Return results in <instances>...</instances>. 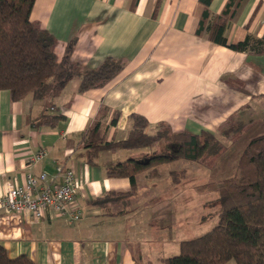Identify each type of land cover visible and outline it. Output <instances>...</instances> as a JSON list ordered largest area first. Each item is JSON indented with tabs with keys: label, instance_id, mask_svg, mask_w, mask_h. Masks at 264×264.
Instances as JSON below:
<instances>
[{
	"label": "crops",
	"instance_id": "1",
	"mask_svg": "<svg viewBox=\"0 0 264 264\" xmlns=\"http://www.w3.org/2000/svg\"><path fill=\"white\" fill-rule=\"evenodd\" d=\"M227 2L211 0L210 16L220 14ZM202 10L200 0L34 1L30 19L53 35L58 60L74 39L71 60L80 69L95 68L108 57L123 65L103 86L85 91L79 90L77 77L42 99L28 94L13 100L0 89V195L22 185L28 174L51 176L62 165L76 174L75 204L82 212L73 223L54 213L38 220L1 214L0 246L10 258L26 255L35 264H163L173 256L168 251L179 253L190 215H172L168 191L174 182L168 179L173 171L161 172L170 162L153 174H137L129 203L113 205L107 213L93 199L132 187L126 177L108 176L107 167L158 152L152 146L90 155L81 139L96 121L105 140L124 139L132 113L147 119L148 132L164 122L172 131L216 135L234 115L241 124L255 117L247 116V109L264 111V54L235 51L198 34ZM231 11L224 32L228 43L247 34L264 37V0H235ZM56 114L61 117L54 124L40 122ZM39 149L47 155L28 163ZM173 232L180 233L178 238Z\"/></svg>",
	"mask_w": 264,
	"mask_h": 264
},
{
	"label": "trees",
	"instance_id": "2",
	"mask_svg": "<svg viewBox=\"0 0 264 264\" xmlns=\"http://www.w3.org/2000/svg\"><path fill=\"white\" fill-rule=\"evenodd\" d=\"M35 0H0V89L10 92L13 100L30 94L42 99L57 95L72 78L79 79V90L103 86L122 68L123 63L111 57L97 67L80 69L71 60L72 39L60 60L54 52L55 38L31 21L30 12ZM211 0H200L203 10L197 33L206 34L210 41L235 51L264 54V37L247 34L241 41L228 43L224 34L227 20L233 15L235 0H228L220 14L210 16ZM115 111L111 124H116ZM61 116L44 117L40 122L54 124ZM131 126L124 139L105 140V131L96 121L84 133L82 144L89 154L99 150L138 149L166 142L170 151L145 159L129 158L107 167V175L126 177L131 190L111 191L96 197L92 203L110 213V207L129 203L134 193L135 176L147 171L153 174L157 166L176 160L203 162L205 157L223 149L217 136L210 131L191 133L172 131L164 122L148 132L147 119L138 113L130 114ZM92 157V156H91ZM172 176L176 180V173ZM197 191H212L218 195L220 211L217 224L194 238L180 242L179 253L163 260V264H264V133L250 138L239 155L234 175L212 180L196 187ZM0 264H35L26 255L10 258L0 246Z\"/></svg>",
	"mask_w": 264,
	"mask_h": 264
},
{
	"label": "rangeland",
	"instance_id": "3",
	"mask_svg": "<svg viewBox=\"0 0 264 264\" xmlns=\"http://www.w3.org/2000/svg\"><path fill=\"white\" fill-rule=\"evenodd\" d=\"M245 113L247 116L255 115V117H248L247 122L244 120L239 124L236 121V115H234L230 123L222 126L217 132V139L223 147L221 151L207 155L204 161L200 163L181 159L161 167L163 176L170 169L176 173V182L180 181L175 184L174 177L170 175L168 183L170 185L171 181L174 183L172 184V191L169 190L168 194L173 197L172 206L170 207L172 215L180 217L183 213L185 216L187 214L190 215V229L185 233L184 239L194 238L205 233L217 224L218 220L220 204L218 203L217 193L205 190L197 191L196 187L212 180L232 177L235 172L236 161L250 138L264 133V111L262 113L256 111V114H254L255 112L247 109ZM224 129H228L229 133L225 132ZM154 147H156L157 154L167 153L171 148H168L166 142H158ZM202 213L206 220L200 218ZM173 234L175 238H178L177 236L180 233L173 232ZM176 243L177 241H174V245ZM171 247L173 248L172 244H170L168 249ZM166 254H168L167 256L176 255L178 254V249L172 253L168 251Z\"/></svg>",
	"mask_w": 264,
	"mask_h": 264
},
{
	"label": "built area",
	"instance_id": "4",
	"mask_svg": "<svg viewBox=\"0 0 264 264\" xmlns=\"http://www.w3.org/2000/svg\"><path fill=\"white\" fill-rule=\"evenodd\" d=\"M46 155L45 149H39L30 154L27 161L32 163ZM77 185L74 170L62 165L56 166L51 176L45 172L28 174L22 185L10 186L0 195V215L28 214L38 220L47 213H54L64 217L68 223H73L82 216L75 204Z\"/></svg>",
	"mask_w": 264,
	"mask_h": 264
}]
</instances>
